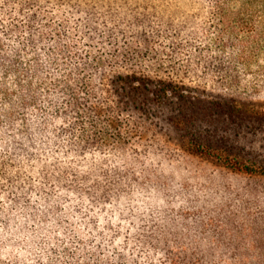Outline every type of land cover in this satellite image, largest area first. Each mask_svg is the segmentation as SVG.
<instances>
[{
    "label": "trees",
    "instance_id": "obj_1",
    "mask_svg": "<svg viewBox=\"0 0 264 264\" xmlns=\"http://www.w3.org/2000/svg\"><path fill=\"white\" fill-rule=\"evenodd\" d=\"M163 1L0 0V264H241L179 257L135 225L133 203L120 208L148 149L140 120L160 111L188 152L264 174V161L186 126L207 99L172 73L191 62L184 33L199 32ZM192 1L211 8L201 33H226L228 0ZM227 111L264 118L254 103Z\"/></svg>",
    "mask_w": 264,
    "mask_h": 264
},
{
    "label": "rangeland",
    "instance_id": "obj_2",
    "mask_svg": "<svg viewBox=\"0 0 264 264\" xmlns=\"http://www.w3.org/2000/svg\"><path fill=\"white\" fill-rule=\"evenodd\" d=\"M198 3L171 0L157 5L177 21L194 23L199 32L184 33L193 38L182 45L191 62L172 73L207 99L195 106L197 118L186 126L208 138L223 137V144L242 148L245 157L264 161V118L245 112L227 118L232 101L257 104L264 112V0H228L226 33H201V18L211 8ZM171 56L178 57L176 50ZM190 109V104L184 107L187 117ZM166 113L140 120L144 129H138V144L148 149L137 158L135 166L141 164V170L135 174L136 190L120 200V208L133 203L140 215L135 225L151 240L171 245L179 257L264 264V174L236 172L188 152L181 146L183 131L167 122ZM125 216L126 210L115 213L113 226ZM124 221L126 225L129 220Z\"/></svg>",
    "mask_w": 264,
    "mask_h": 264
}]
</instances>
